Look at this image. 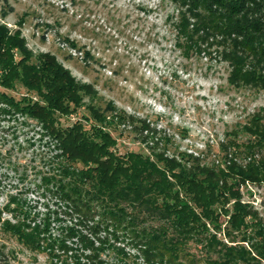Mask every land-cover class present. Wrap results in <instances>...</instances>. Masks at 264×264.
Returning <instances> with one entry per match:
<instances>
[{
    "label": "trees",
    "instance_id": "1",
    "mask_svg": "<svg viewBox=\"0 0 264 264\" xmlns=\"http://www.w3.org/2000/svg\"><path fill=\"white\" fill-rule=\"evenodd\" d=\"M167 1L178 13L184 53L214 52L230 68L228 84L264 91V0ZM19 87L18 98L7 93ZM95 93L53 55H33L20 30L0 22V115L33 121L52 147L37 188L56 200L37 219L10 196L0 230L63 264H264V218L241 194L242 185L264 184V116L225 134L221 164L168 156L150 130L140 138L149 152L119 154L108 126L125 116L112 103L86 106L88 128L60 123Z\"/></svg>",
    "mask_w": 264,
    "mask_h": 264
},
{
    "label": "rangeland",
    "instance_id": "2",
    "mask_svg": "<svg viewBox=\"0 0 264 264\" xmlns=\"http://www.w3.org/2000/svg\"><path fill=\"white\" fill-rule=\"evenodd\" d=\"M177 17L167 0H0V22L19 29L33 55H53L96 92L81 109L60 118L62 126L79 121L88 128L86 106L102 110L112 103L125 116L108 126L119 154L149 152L140 138L150 130L168 156L186 153L208 165L221 164L225 134L254 114L264 116V91L228 84L230 68L214 52L184 53L177 46ZM7 93L18 98L24 90ZM51 148L33 121L0 115V207L13 196L23 211L38 213L37 219L46 207L56 208L55 198L37 188ZM241 194L264 218V184L242 185ZM2 217L14 222L9 213ZM57 226L52 225L54 235ZM0 252V264H63L45 251L28 250L1 230Z\"/></svg>",
    "mask_w": 264,
    "mask_h": 264
}]
</instances>
